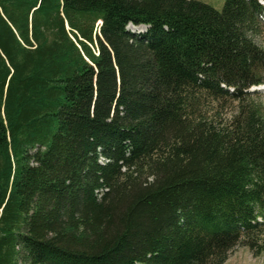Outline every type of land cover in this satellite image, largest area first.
Listing matches in <instances>:
<instances>
[{"label": "trees", "instance_id": "1", "mask_svg": "<svg viewBox=\"0 0 264 264\" xmlns=\"http://www.w3.org/2000/svg\"><path fill=\"white\" fill-rule=\"evenodd\" d=\"M263 29L264 0H0V264L264 255Z\"/></svg>", "mask_w": 264, "mask_h": 264}, {"label": "rangeland", "instance_id": "2", "mask_svg": "<svg viewBox=\"0 0 264 264\" xmlns=\"http://www.w3.org/2000/svg\"><path fill=\"white\" fill-rule=\"evenodd\" d=\"M201 1L211 7H213L216 10H221L224 4V0H198ZM138 27L128 25L127 30L133 33H139L140 31L137 30ZM255 42L264 48V29L260 32L258 37L255 39ZM257 89V90H256ZM251 88L249 91L253 92L256 91L257 93L253 97L254 101L257 104H260L262 107V111L264 112V85L260 87V90L258 88ZM263 89V90H262ZM208 103V102H206ZM208 109V115H212L213 109L210 108L208 104H204ZM224 109L220 110V116L222 118H227L233 111V106L226 102L224 103ZM19 264H22L21 262ZM224 264H264V255L260 256H253L247 248L244 247H235L228 255V259Z\"/></svg>", "mask_w": 264, "mask_h": 264}, {"label": "water", "instance_id": "3", "mask_svg": "<svg viewBox=\"0 0 264 264\" xmlns=\"http://www.w3.org/2000/svg\"><path fill=\"white\" fill-rule=\"evenodd\" d=\"M100 24H101V22H100ZM143 28H144L143 26H139V27L137 28V30L142 31Z\"/></svg>", "mask_w": 264, "mask_h": 264}, {"label": "bare ground", "instance_id": "4", "mask_svg": "<svg viewBox=\"0 0 264 264\" xmlns=\"http://www.w3.org/2000/svg\"><path fill=\"white\" fill-rule=\"evenodd\" d=\"M263 90V89H262Z\"/></svg>", "mask_w": 264, "mask_h": 264}]
</instances>
